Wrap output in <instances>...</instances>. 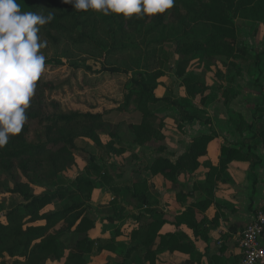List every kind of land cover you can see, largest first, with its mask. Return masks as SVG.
Returning <instances> with one entry per match:
<instances>
[{"label":"trees","instance_id":"trees-1","mask_svg":"<svg viewBox=\"0 0 264 264\" xmlns=\"http://www.w3.org/2000/svg\"><path fill=\"white\" fill-rule=\"evenodd\" d=\"M3 2L10 6L25 5L30 17L39 18L43 36L53 44H58L62 40L74 43L94 40V29L89 21L91 15L97 16L102 23L113 26L118 32L125 27L140 28L147 24L151 25L149 30L153 31L163 25L164 17L170 9L182 7L193 23H206L212 27L210 34L185 32L176 40L177 45L193 43L190 48L192 59H201L207 49L213 53H220L224 51L222 47L226 45L227 52L232 53V46L227 44L226 39L232 36L230 28L235 17L257 21L264 26V0H3ZM88 27H91L90 32L86 33L84 30ZM260 55H264V50ZM39 65L52 67L63 64L58 61H44ZM70 66L78 67L74 63ZM0 71L7 77L6 80L0 79V169L9 172L17 165L24 177L32 174L38 183L47 180L49 185L56 188L54 192L36 196L30 193L27 185L20 183L16 185L14 192L23 197V202L11 206L4 216L0 215V259L3 258L1 264H46L47 259L55 262L64 259L63 264H87L83 255L77 253L65 255L66 248L63 243L57 238L46 236L60 222H65L72 228L80 220L78 230L86 223L91 224V220L79 211L81 205L76 203L65 205L54 212H48L46 209L55 202L65 201L70 196L71 192L57 183L58 174L64 172L67 167L70 169L74 166V158L67 153L68 149L72 147L77 137L93 139L100 143L97 132L102 128L105 110L96 113L62 110L55 94L61 85L46 74L42 75L38 68L25 73L24 69L19 70L14 64L0 61ZM160 77L158 72H138L131 78L132 86L124 96L125 105L134 97L133 103L142 114L140 123L134 127L136 132L134 141L137 144L144 143L147 138L159 140L163 137L160 134L163 121L162 124L160 121L161 125L153 128L150 119L155 113L148 107L160 101L154 94ZM183 81L186 97L182 101L192 100L199 106H205L210 92V86L206 81L194 72H189ZM226 96L228 102L232 94ZM167 99L163 98L170 103L169 107H173L182 115L181 123L198 121L204 125L211 124L209 118L203 119L201 116L186 112L180 103ZM257 110L264 112V102L257 106ZM258 119L260 121L256 119L255 112L250 122L241 114L232 113L229 124L234 132L241 136L248 133L249 136L232 147L223 144L220 148L218 166L203 164L209 171L205 178L194 186V191L204 193L206 198L211 199L215 179L221 180L227 166L233 161L248 162L250 170H255L261 163L255 150L258 145H262L264 149L263 116ZM31 127L39 129L42 136H36L33 141L29 140ZM215 138L216 134L213 132L196 137L175 164L157 157L147 170L152 176H161L173 183L176 175L194 172L201 165L198 161L200 155L205 153L208 143ZM110 146L112 144H109L108 149ZM92 168L95 169V174L96 172L98 174L95 166ZM95 182V178L80 175L73 185L79 190L91 192L95 189ZM143 184L145 188L146 182L141 181L126 190L125 203L129 209L144 208L145 211L130 216L137 224L126 237L130 239L129 243L123 242L126 251L120 255L121 261L118 264H125L130 255L140 249L144 251V264H155L156 255L165 252L186 254L195 258V246L184 232L161 233L164 225L168 223L167 219L161 210L150 206L149 194L142 190ZM209 203L210 201L205 199L193 206L205 209ZM109 205L111 220L117 224L116 220L120 219L122 209L116 206L115 202ZM194 207L176 215L170 224L176 228L185 226L194 236L202 237L201 221L196 218L197 212ZM106 218L110 219L108 216ZM78 234L82 235V232L78 231ZM117 234L120 235L119 232ZM81 237L75 249L82 253L88 252L89 237L87 234ZM102 243V249L99 248L101 252H105V245L114 248L110 247L109 242ZM6 256L13 261L6 262ZM183 264L191 262L186 261Z\"/></svg>","mask_w":264,"mask_h":264},{"label":"rangeland","instance_id":"rangeland-1","mask_svg":"<svg viewBox=\"0 0 264 264\" xmlns=\"http://www.w3.org/2000/svg\"><path fill=\"white\" fill-rule=\"evenodd\" d=\"M24 7L23 4L10 6L0 0V61L14 64L17 69H24L25 73L38 68L42 75L46 74L60 84L61 88L55 94L62 110L94 113L105 110L102 128L97 132L100 143L77 137L68 149L67 153L74 158V166L58 174L57 183L67 188L71 192L70 196L46 209L54 212L65 205L79 204V211L91 220L92 225L86 223L78 230L80 220L72 228L60 222L46 236L61 241L66 248L65 255H83L87 264H115L120 262V255L126 251L122 238L125 232L129 233L127 225L133 223L130 216L145 211L144 208L129 209L125 203L126 190L136 182L145 181L146 187L143 184L142 190L148 192L150 198L156 194L154 188L148 186V180H144L156 149L155 141L147 138L140 148L134 145V127L140 123L142 114L133 103L134 97L128 105L124 101V96L132 86L131 78L138 72L160 73L154 91L160 101L148 107L155 113L150 119L151 126L156 128L163 121L165 132L171 125L181 127L183 119L163 98L180 103L184 111L203 119H208L207 114L210 112L216 123H229L234 109L241 111L248 122L252 121L254 112L258 121L261 116L264 121V112L257 110V106L264 102V55H260L264 50V26L257 21L235 17L230 28L232 36L226 39L227 44L232 46V53L227 52L226 45L220 53L207 49L201 59H192L190 48L193 43L177 45L176 40L185 32L210 34L212 27L206 23H193L182 7L170 9L163 25L153 31L149 30L151 25L147 24L140 28L125 27L118 32L113 26L91 15L89 21L94 29V40L85 43L62 40L58 44H53L43 36L39 18L30 17ZM90 28L84 31L89 33ZM44 61H58L63 65L38 66ZM72 63L78 67H71ZM189 72L196 73L210 86L209 100L203 107L192 100L182 101V96L186 95L183 79ZM6 78L5 73L0 71V79ZM226 94L233 95V103H225ZM222 102L227 116L219 107ZM36 136H42L40 130L31 127L29 140H35ZM237 142H240L238 137L229 143L235 145ZM109 144H112L110 149ZM258 148L264 162L263 146L258 145L256 150ZM92 166H95L98 174H95ZM260 167L264 170V164ZM80 175L95 178L93 191L79 190L73 185ZM28 176L24 177L17 165L9 172L0 169V215L4 216L11 206L23 202V197L14 192L18 183L27 185L30 193L36 196L55 191L56 188L49 185V181L38 183L32 174ZM262 183L264 186V176ZM113 202L122 209L117 224L112 222L109 211V204ZM85 234L90 241L89 251L82 253L75 249V245ZM105 241L111 244L110 247L114 246L108 248L105 245V251H114L112 255L99 254V248L102 249L103 245L101 242ZM142 252H133L128 264H141ZM5 261L13 260L6 256ZM2 262L3 258L0 264ZM63 262L64 259L61 262L51 259L45 261L46 264Z\"/></svg>","mask_w":264,"mask_h":264},{"label":"crops","instance_id":"crops-1","mask_svg":"<svg viewBox=\"0 0 264 264\" xmlns=\"http://www.w3.org/2000/svg\"><path fill=\"white\" fill-rule=\"evenodd\" d=\"M182 97L185 98L186 96L183 95ZM232 98L233 95L225 103H233ZM219 107L223 109V114L227 116L225 113L227 110L223 102L220 103ZM232 113H239L243 116L242 112L236 109L232 110ZM210 114V112L207 114L211 120L210 125H204L198 121L183 122L180 123L181 127L171 125L166 132L162 126L160 134L163 137L159 140H152L155 141L156 149L148 165H151L157 157L175 164L188 150L194 138L211 132L216 134V138L208 143L205 153L200 155L198 159L201 165L194 172L176 175L173 183L161 176H152L146 169L145 173L148 176L144 180H148V186L154 188L153 190L156 192L155 196L153 195L155 199L149 198L150 206L161 210L168 222L162 228L161 233L184 232L195 246V258H191L186 254H169L165 252L156 255L155 264H183L186 261H190L191 264H236L241 257L238 238L244 227L252 221L263 199L264 186L262 180L264 170L260 166L264 162L262 161V155L259 153V148L255 151V154L262 163L258 164V167L256 166L254 172L250 170L248 162L233 161L227 166L226 172L220 178L221 180L215 179L211 199L206 198L204 193L199 194L194 191V186L203 180L209 171V168L203 164L210 163L213 167L218 166L221 146L223 144L231 147L235 146L238 142L235 145H231L229 142L237 137L240 141L247 137V134H243L241 138V135L235 133L228 122H214ZM221 116L223 117V115ZM165 122H169V120H165ZM134 145L141 147V144L134 143ZM222 179L225 181H222ZM205 199L210 201L207 208L201 209L193 206ZM191 207H194L197 212L196 218L201 221L202 237L194 236L193 232L185 226L176 228L170 224L176 215ZM136 224L134 220L133 223H129L127 225L128 231L130 232ZM128 234V232H125L123 235L128 237ZM125 236L122 240L128 244L130 239ZM105 253H107L106 255H112L106 251L99 254L104 255ZM132 254L126 264L130 262ZM143 257L144 251L141 254L142 263L144 264ZM98 259L96 256V260Z\"/></svg>","mask_w":264,"mask_h":264},{"label":"built area","instance_id":"built-area-1","mask_svg":"<svg viewBox=\"0 0 264 264\" xmlns=\"http://www.w3.org/2000/svg\"><path fill=\"white\" fill-rule=\"evenodd\" d=\"M241 257L236 264H264V194L254 217L238 238Z\"/></svg>","mask_w":264,"mask_h":264}]
</instances>
